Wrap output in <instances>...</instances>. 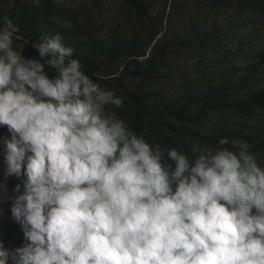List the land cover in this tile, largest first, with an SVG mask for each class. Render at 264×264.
Listing matches in <instances>:
<instances>
[{"label": "clouds", "instance_id": "obj_1", "mask_svg": "<svg viewBox=\"0 0 264 264\" xmlns=\"http://www.w3.org/2000/svg\"><path fill=\"white\" fill-rule=\"evenodd\" d=\"M108 106L123 99L60 34L29 42L0 17V151L5 174L23 178L11 213L26 241H0V264H264L251 145L222 138L193 158L153 147Z\"/></svg>", "mask_w": 264, "mask_h": 264}, {"label": "trees", "instance_id": "obj_2", "mask_svg": "<svg viewBox=\"0 0 264 264\" xmlns=\"http://www.w3.org/2000/svg\"><path fill=\"white\" fill-rule=\"evenodd\" d=\"M122 1L127 11L118 20L103 14L87 16L81 11L67 19L59 13L56 0L0 3V17L18 25L29 42L60 34L63 44L74 49V58L87 75L98 81L104 75L115 80L123 95L121 111L125 109L134 128L145 132L149 140L159 138L162 145L181 149L188 146L186 137L219 144L222 138L231 142L233 136H242L245 130L241 127L235 128V133L218 125L203 133L201 126L210 124L213 115L221 111L264 105V83L256 80L264 67V48L253 59L231 61L230 69L218 68L216 77L199 82L194 79L197 76H185L187 70L175 63L178 51L199 47L218 58L231 57L240 46L235 48L226 38L225 20L216 16L211 23H203L199 18L201 0ZM244 1L211 0L216 6ZM193 5L198 8L180 18L183 25L175 29L173 20ZM261 131L246 132L255 141L264 140ZM0 241L8 249L26 243L20 224L6 208H0Z\"/></svg>", "mask_w": 264, "mask_h": 264}, {"label": "rangeland", "instance_id": "obj_3", "mask_svg": "<svg viewBox=\"0 0 264 264\" xmlns=\"http://www.w3.org/2000/svg\"><path fill=\"white\" fill-rule=\"evenodd\" d=\"M20 0H0V3L14 5ZM60 4L59 13L61 16L70 19L72 16H76L80 11L89 16L91 14L105 15L106 18H117L118 20L124 11H127V7L124 5L122 0H56ZM94 1V2H93ZM250 3L244 1L243 3H230L227 6H216L211 0H201L199 3V12L203 23H211L216 16L221 17L225 20V28L228 29V35L226 38L230 39V42L235 48L239 44V48L235 50V54L231 57H221L218 58L216 55L213 56L208 50H202L201 48H196L195 50H185L179 49V56L175 59L182 70H187L185 73L188 77H194L195 80L201 82L206 81L211 76H217L216 71L218 68L224 67L225 69H230L233 64L231 61L244 62L249 59H253L261 49L264 48V0H249ZM191 5V4H190ZM194 7H185L181 12L179 18H175L171 23L175 29L180 28L183 25L182 17H187L189 14L193 13V10L198 8L196 5ZM205 13L204 12H210ZM101 19V18H100ZM107 21V20H106ZM124 22V21H123ZM176 31V30H175ZM25 57L38 56L37 50L31 46L26 47L24 51ZM221 60H225L221 61ZM234 63V62H233ZM237 68V67H236ZM53 73H50L52 75ZM115 75V73H114ZM94 82L98 83L102 88L110 89L114 91L116 96L123 98L122 92L117 86V83L110 76L104 75L101 80H96V78L88 75ZM117 77V76H116ZM117 80V79H116ZM256 80L264 83V67H262L258 74L256 75ZM115 111L119 118L124 120L128 126L134 130L136 133L141 134L143 138L153 147L156 145L162 148L170 149L169 146H164L161 144L160 139L153 138L148 139L145 132H139L131 124L130 116L123 112L121 108L116 109L114 106H108L106 111ZM225 126L228 130L237 133L235 128H243L245 131L242 136L235 137L234 140L246 141L251 145L250 151L254 153L257 157V162L261 167H264V140L257 138L255 141L247 136L246 131L255 132L261 131L264 135V105H256L250 107L246 110L241 109H230L227 111H221V113H216L212 117L210 124H202L201 130L203 133L208 129H214L216 126ZM235 130V131H234ZM257 134V133H255ZM259 134V133H258ZM8 131L6 127L0 126V138L8 137ZM258 136V135H257ZM187 140V148L177 149L187 153L190 157L195 158L199 154L200 149H207L215 151L219 144L215 143H204L198 139L183 138ZM232 141V140H231ZM2 147V146H0ZM225 147L231 148V142ZM197 151L194 152L193 149ZM6 162L4 158L3 151H0V208H6L7 213L12 216L11 206L13 198L18 194L14 191L17 184H19L20 192L22 193L23 188V178L16 176L6 175ZM11 264V261H9Z\"/></svg>", "mask_w": 264, "mask_h": 264}]
</instances>
